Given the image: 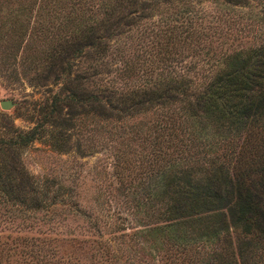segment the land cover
<instances>
[{
  "label": "trees",
  "instance_id": "trees-1",
  "mask_svg": "<svg viewBox=\"0 0 264 264\" xmlns=\"http://www.w3.org/2000/svg\"><path fill=\"white\" fill-rule=\"evenodd\" d=\"M203 1L0 0L4 34L16 35L18 44L27 34L33 42L27 46L33 84H58L37 108L46 127L21 130L0 111L1 224L16 225L18 215H52L61 203L62 186L50 189L47 179L39 183L22 166L25 144L44 131L53 149H68L75 115L87 103L100 118L151 110L145 185L154 179L156 204L148 207L158 217L136 233L191 250L190 264H264V36L222 46L231 26L239 33L249 28L202 9ZM218 1L227 7L264 2ZM30 16L36 19L28 26ZM91 75L93 89L86 92L82 84Z\"/></svg>",
  "mask_w": 264,
  "mask_h": 264
},
{
  "label": "rangeland",
  "instance_id": "rangeland-1",
  "mask_svg": "<svg viewBox=\"0 0 264 264\" xmlns=\"http://www.w3.org/2000/svg\"><path fill=\"white\" fill-rule=\"evenodd\" d=\"M218 2L204 0L199 7L212 14H225L237 25L243 23L249 28L239 33L231 26L222 46H246L263 38L264 2L255 1L249 7H227ZM160 15L166 17L167 13L161 11ZM35 19L30 16L28 26L34 25ZM5 29L0 28V100L10 99L13 105L0 111L13 115V125L21 130L34 123L46 127L37 108L47 89L54 90L58 84L54 85L50 79L44 85L33 84L30 77L34 69L27 60L30 56L27 46L33 44L30 36L21 35L18 44V37L4 34ZM6 40L14 46L7 47ZM86 59L94 62L91 57ZM79 63L83 68L86 61ZM92 79L91 75L82 84L86 92L93 89ZM82 108H74L79 113L74 118L68 149H53L44 131L40 138L20 149V161L28 175L39 183L47 179L46 186L50 189L60 185L64 190L61 203L51 207L52 215L44 211L18 215L16 225L0 223V264H190L191 250L185 253L173 250L156 234L136 233L137 228L155 222L158 217L157 209L151 211L153 206L148 207L155 202L153 193H157L154 179L145 185L151 167L150 139L154 135L152 124L156 113L147 110L120 118H100L91 104ZM141 185L145 187L140 188ZM143 189L147 198L141 194ZM141 199L143 206L134 207ZM91 218L93 227L89 225ZM110 244L115 245L116 252Z\"/></svg>",
  "mask_w": 264,
  "mask_h": 264
},
{
  "label": "water",
  "instance_id": "water-1",
  "mask_svg": "<svg viewBox=\"0 0 264 264\" xmlns=\"http://www.w3.org/2000/svg\"><path fill=\"white\" fill-rule=\"evenodd\" d=\"M12 105H13V101L10 99H1L0 100V108L1 109H8Z\"/></svg>",
  "mask_w": 264,
  "mask_h": 264
}]
</instances>
